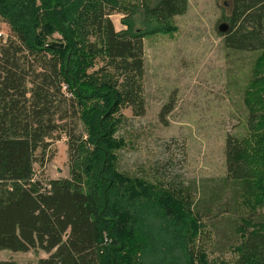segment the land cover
<instances>
[{
    "label": "trees",
    "instance_id": "trees-1",
    "mask_svg": "<svg viewBox=\"0 0 264 264\" xmlns=\"http://www.w3.org/2000/svg\"><path fill=\"white\" fill-rule=\"evenodd\" d=\"M187 4L0 0V250L46 253L36 264H204L223 226L233 264H264V0H227L223 46L254 59L249 136H226L225 177L197 187L166 165L119 168L122 110L144 115L143 38L170 32ZM61 137L69 176L44 186L34 167Z\"/></svg>",
    "mask_w": 264,
    "mask_h": 264
},
{
    "label": "rangeland",
    "instance_id": "rangeland-1",
    "mask_svg": "<svg viewBox=\"0 0 264 264\" xmlns=\"http://www.w3.org/2000/svg\"><path fill=\"white\" fill-rule=\"evenodd\" d=\"M228 11L227 0H188L186 12L171 21L170 32L143 38L144 115L134 117L129 109L122 110L124 120L116 135L126 144L117 153L120 171L151 177L155 167L166 165V171L197 187L225 177L226 136H249L244 131L247 110L242 95L252 91L254 59L251 53L236 56L224 48L218 28L225 26ZM121 19L120 14L110 16L116 32L125 29ZM0 29L7 33L4 23ZM57 39L55 35L49 41ZM67 148L61 137L45 156L47 162L35 165V179L42 185L68 178ZM228 237L221 226L206 244L204 264L234 263ZM46 257L39 250H0V262L36 264Z\"/></svg>",
    "mask_w": 264,
    "mask_h": 264
},
{
    "label": "water",
    "instance_id": "water-1",
    "mask_svg": "<svg viewBox=\"0 0 264 264\" xmlns=\"http://www.w3.org/2000/svg\"><path fill=\"white\" fill-rule=\"evenodd\" d=\"M226 29H227V27L226 26H220L219 28H218V31H219V33H224L225 31H226ZM63 46L61 45V44H55V43H53V44H51L50 46H49V48H51V49H61Z\"/></svg>",
    "mask_w": 264,
    "mask_h": 264
},
{
    "label": "built area",
    "instance_id": "built-area-1",
    "mask_svg": "<svg viewBox=\"0 0 264 264\" xmlns=\"http://www.w3.org/2000/svg\"><path fill=\"white\" fill-rule=\"evenodd\" d=\"M6 34L2 32V30L0 29V38L1 39H5Z\"/></svg>",
    "mask_w": 264,
    "mask_h": 264
}]
</instances>
